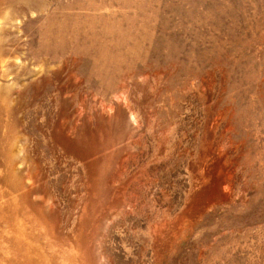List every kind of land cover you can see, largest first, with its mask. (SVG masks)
Returning a JSON list of instances; mask_svg holds the SVG:
<instances>
[{"label":"rangeland","instance_id":"1","mask_svg":"<svg viewBox=\"0 0 264 264\" xmlns=\"http://www.w3.org/2000/svg\"><path fill=\"white\" fill-rule=\"evenodd\" d=\"M0 264H264V0H0Z\"/></svg>","mask_w":264,"mask_h":264}]
</instances>
